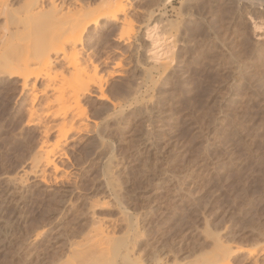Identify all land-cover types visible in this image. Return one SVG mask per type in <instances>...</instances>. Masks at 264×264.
I'll return each mask as SVG.
<instances>
[{"label": "rangeland", "instance_id": "rangeland-1", "mask_svg": "<svg viewBox=\"0 0 264 264\" xmlns=\"http://www.w3.org/2000/svg\"><path fill=\"white\" fill-rule=\"evenodd\" d=\"M54 1H65L72 16H92L103 2ZM126 13L127 23L104 19L84 38V54L102 63L106 94L123 106L115 111L110 101L85 95L89 126L72 132L66 155L57 157L60 179L44 184L30 176L25 187L16 185L25 198L10 193L16 188L7 175L32 164L43 124L54 139L59 119L41 112L34 124V79L23 87L18 76L0 72V264H66L71 245H86L94 234V222L123 231V210L139 215L134 256L143 264H190L216 236L242 248L237 264L262 263L264 0H129ZM151 14L175 44L180 76L165 97V73L147 65L141 42ZM51 56L59 59L54 70L68 73L62 53ZM117 63L123 75L109 76Z\"/></svg>", "mask_w": 264, "mask_h": 264}, {"label": "bare ground", "instance_id": "bare-ground-1", "mask_svg": "<svg viewBox=\"0 0 264 264\" xmlns=\"http://www.w3.org/2000/svg\"><path fill=\"white\" fill-rule=\"evenodd\" d=\"M44 1L0 0V72L8 73L10 76H18L23 80V87H27L29 82L34 79L32 80L33 91L31 92L33 96L32 107L28 108V111H30L28 113L30 114V118L28 119L34 121V124L42 122L40 121L42 120L40 118L41 112H46V115L49 114L59 119V123H52V126L55 125L57 130L54 139H52L50 132L51 126L43 124L42 141L33 154L32 164L29 166L22 165L24 166L22 169L20 166L19 170H15V174H11L13 176L7 175L8 185H13L16 188L12 190L11 187V191L10 189L8 190L10 193L15 192L16 194H18L17 190L19 193L22 192L21 187H25L23 184H26L31 179L30 176L39 178L44 184H51L53 180L58 182L60 176L56 174V171H59L61 167L57 159L66 155L64 145L68 142L72 132H83L89 126L86 109L82 102V98L85 95H96L100 99L110 101L115 111L123 106L121 100L111 99L106 94L104 78L102 75H99L102 70V63L97 61L93 54H84V38L90 32L92 26L99 27L104 19L127 23L129 17L126 10L129 0H103L97 12L92 16L88 12H81L77 16L70 15L69 11H66L65 1L63 3H56L54 0H50L49 4H45ZM153 15L150 17L152 25L148 26L145 30L141 42L145 49L144 58L147 65H151V68L163 70V73H165L162 83V91L165 97L168 94L167 85L178 73V69L173 68L175 63L173 48H175V44L172 42L173 38L168 39L160 34L159 27L162 19L158 15ZM251 21L253 22L254 30L260 32L261 26L256 21L252 19ZM56 52L62 53V59L66 61L65 70L68 73L54 70L53 61H59V59H53L51 54ZM118 65L119 63L112 66L109 71L107 70L109 76L123 75L122 70L117 67ZM151 68L148 67L147 69L151 70ZM39 82H41L40 89L34 91V89H37ZM94 87L98 88V93L94 90ZM43 95L47 96V100L42 108H40L39 106L41 105L37 106L36 103L41 100ZM146 105L143 104L141 109ZM50 167L53 168L55 173L48 172V168ZM18 184H21L19 188L21 191L17 189L16 185ZM21 194L23 198L27 196L25 191ZM117 200L120 201L119 199ZM123 211L126 215L124 217L125 227L123 231L116 233L109 230L108 227V229L104 228L101 219L94 222L97 226L92 230L95 239L92 238L91 234L89 237H91V240L94 239L92 242L87 236L88 241L86 245L83 242L77 245L74 243L75 246L71 245L69 248L70 253H67V259H65L66 264H143L139 257L134 256L138 237L142 233V231L140 233L138 223L139 215L136 218L131 213L132 211L129 215L127 214L129 212ZM123 213L120 214L123 216ZM41 234L40 231L39 234L37 233V235ZM212 239V244L211 246L209 245L210 249L208 251L205 250L206 252H203L204 254L202 255L199 254L200 256L197 255L189 263L237 264L235 255L242 248L226 243L221 236H216ZM207 244L210 243L208 242ZM248 253L249 255H253L255 251L251 249L248 250ZM253 264H264V261L258 263L257 260H254Z\"/></svg>", "mask_w": 264, "mask_h": 264}]
</instances>
